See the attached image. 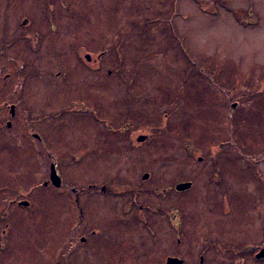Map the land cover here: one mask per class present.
I'll list each match as a JSON object with an SVG mask.
<instances>
[{
    "label": "rangeland",
    "instance_id": "obj_1",
    "mask_svg": "<svg viewBox=\"0 0 264 264\" xmlns=\"http://www.w3.org/2000/svg\"><path fill=\"white\" fill-rule=\"evenodd\" d=\"M75 7L82 10L79 42L46 55L45 45L34 50L23 38L14 46L0 40V102L23 101L16 102L14 119L0 108V264H66L65 254L76 256L75 196L40 184L49 178L51 159L29 135L34 124L28 115L49 112L47 126L37 118L35 124L37 130L46 126L43 134L66 181L80 186L96 166L100 172L92 179L120 173L141 182L153 169L158 181L151 187L193 179L191 208L199 214L200 197L219 190L210 165L220 164L236 199L238 235L250 237L253 220L264 217V0H0V26L13 30L25 9L39 20L54 12L65 24L77 19L69 10ZM240 11L249 18L243 23ZM66 34L73 35V28ZM86 51L93 57L105 53L88 64L81 59ZM22 74L27 86L15 97ZM46 97L56 100L50 108ZM16 196L31 206L13 203ZM143 196L150 206L166 203L164 196ZM101 202L110 206H98L96 220L121 215L114 210L121 199ZM178 203L190 216V192ZM129 227L142 243L141 228L134 222ZM186 238L184 247L165 242L150 253L160 256L159 263L152 256L148 264H165L173 249L190 264V228Z\"/></svg>",
    "mask_w": 264,
    "mask_h": 264
},
{
    "label": "flooded vegetation",
    "instance_id": "obj_2",
    "mask_svg": "<svg viewBox=\"0 0 264 264\" xmlns=\"http://www.w3.org/2000/svg\"><path fill=\"white\" fill-rule=\"evenodd\" d=\"M15 7H17V4ZM63 7L67 8V5L63 4ZM69 10L76 13L78 17L77 19L74 18V20L63 24L59 19L55 18L54 12H49L47 20H39L32 12L25 9L22 11L23 18L13 30L8 23L4 24L3 28L0 26V40L4 39V46H14L19 38H23L25 42L23 41L22 43L28 45L34 44L32 47L34 50L38 48L37 46L45 45L46 55L52 50H59L64 47V44L79 42L82 38V33H80L83 27V20L81 18L82 10L78 7ZM6 13H8V11H6ZM239 16L241 17L240 22L246 21L245 18L249 19L242 11H240ZM67 28H73V35H69L68 37V33L66 34ZM19 30H22L21 34H19ZM15 52L17 55L20 53L19 49ZM104 53L105 52H101L96 57H93L90 51H86L81 54L85 56V58L81 59H85L88 64L97 63V61L103 58ZM54 56L60 57L61 55ZM109 72L111 75L113 74V71L110 70ZM3 77L6 82L9 78V73L4 74ZM19 79L17 86L14 87L13 94L15 97L20 95L21 87L24 89V87L27 86V84L24 83L23 74ZM17 99V103L23 102L18 97ZM49 99L50 98L47 99L45 105H48L50 108L56 103V100L52 98L53 100L48 102ZM16 102H0V108H8L9 117L12 119L15 118L17 113ZM27 107L31 106L29 105ZM62 113V110L53 111L52 115L57 118V116H61ZM91 113L95 117L97 116V112L93 107L91 108ZM49 114L50 112L46 116ZM28 116V119L31 121L30 123L34 124L29 129V135L43 143L51 159L49 178L40 184H43L46 188L54 187L55 189L65 192L71 191L77 202V235L73 240V242L76 241L74 250L76 256H74V258L71 253L65 254L64 259L70 257V260L67 259L68 262L66 264H110L111 262L113 264H118L114 261L115 258L123 259L119 264L123 262L126 263L127 260H130L131 264H148L152 262L150 258L153 255L150 253L154 254V252L159 251L165 242L177 248L187 245L186 235L189 228L190 264H264V217L262 220L259 218L253 220V224L250 228L253 232H250V237L238 235L239 229L237 226L240 227L241 222L236 218V199L232 196V191L230 192L227 187L226 174L228 169L224 166L220 164L210 165L213 172L212 178L215 179L213 182L219 185V190L212 188L200 197L198 202L201 201L203 206H201L202 210L198 212L199 214H196L194 208H191L196 200L193 195V191L196 189V182L193 179L183 181L171 180L170 182L168 181L167 185L151 187L148 185L158 181L153 169H146L147 172L144 174L143 181L139 182L129 178L124 179L120 173L104 180L99 178L92 179L93 174H99L100 172L97 167L94 166L86 173L82 180L83 183L80 186L73 185L72 182L66 181L63 178L61 173L63 169L59 167L60 163L57 159L58 157L52 153V146L49 145L43 134V131L50 121L48 119H43L46 118V116L42 115H38V117ZM35 118H37L36 120L38 122L46 120V126H44L43 129L37 130L38 127H36ZM5 123L7 127L12 126V120L9 118H6ZM140 136H143V134L139 135V137ZM144 141L142 140L140 142ZM52 164H55L57 172L62 178V185L60 187H56L50 182ZM108 169L110 170V168ZM119 171L120 170H118V172ZM219 171L221 172L217 173ZM88 176H90V179ZM187 183H189L188 187H180ZM261 188L262 190L264 189V184H261ZM32 190H30V194H33ZM218 191L223 195L220 200L209 195L210 193ZM187 192H190V216L186 214L185 209L179 207L178 203V199L186 195ZM18 193L17 191V194ZM145 193L161 198L164 196V201H166V203L160 204L158 203L159 201H157L151 203L152 205L150 206L148 202H145L143 196ZM230 193L231 197L228 196ZM28 196L31 197V195L25 197L28 198ZM26 198L16 196L11 201L13 203L17 202L20 206L30 207L31 201ZM99 198H103L107 201H110L112 198L121 199V203L114 207V210L119 211L121 215L116 219L110 218L106 220L103 218L96 220L95 215L99 210L97 207L101 205L106 206L107 204V208L110 206V203H98ZM22 202H28V204H23ZM257 220H260V222ZM94 222L95 224H93ZM131 222H134L136 227L139 226L141 228L139 232H142V236L145 238L142 243H139V241L134 238L133 233L127 231H132V228L129 227ZM84 224H87L85 228L83 227ZM176 250L177 249H173L171 253L166 255L167 259L165 264H167L169 257L180 258L184 261V264H186V257H181L177 253H174ZM194 251L197 252L195 253ZM159 257L160 256L157 254L154 255L153 261L159 263ZM160 264H162V262Z\"/></svg>",
    "mask_w": 264,
    "mask_h": 264
},
{
    "label": "water",
    "instance_id": "obj_3",
    "mask_svg": "<svg viewBox=\"0 0 264 264\" xmlns=\"http://www.w3.org/2000/svg\"><path fill=\"white\" fill-rule=\"evenodd\" d=\"M144 135L139 137V140H143ZM50 182L55 185L56 187H60L62 185V178L58 174L55 164H52L51 174H50ZM47 183V182H46ZM188 187L189 183L184 184L180 187ZM23 204H28V202H22ZM167 264H184V261L180 258L176 257H169Z\"/></svg>",
    "mask_w": 264,
    "mask_h": 264
}]
</instances>
